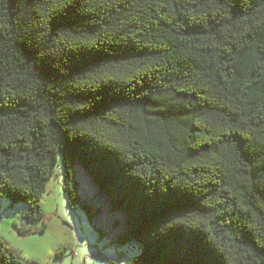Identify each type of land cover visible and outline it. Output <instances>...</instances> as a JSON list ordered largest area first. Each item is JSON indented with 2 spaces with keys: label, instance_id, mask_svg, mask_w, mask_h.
<instances>
[{
  "label": "trees",
  "instance_id": "1",
  "mask_svg": "<svg viewBox=\"0 0 264 264\" xmlns=\"http://www.w3.org/2000/svg\"><path fill=\"white\" fill-rule=\"evenodd\" d=\"M76 162L127 264H264V0H0V199L44 231Z\"/></svg>",
  "mask_w": 264,
  "mask_h": 264
},
{
  "label": "rangeland",
  "instance_id": "2",
  "mask_svg": "<svg viewBox=\"0 0 264 264\" xmlns=\"http://www.w3.org/2000/svg\"><path fill=\"white\" fill-rule=\"evenodd\" d=\"M79 202L71 205L63 189V166L47 183L41 204L43 223L25 221L23 203L0 199V238L20 258L44 264H127L139 253L136 243H121L126 215L112 209L85 169L74 167ZM82 206H88L87 212ZM24 231L23 233L20 232Z\"/></svg>",
  "mask_w": 264,
  "mask_h": 264
}]
</instances>
